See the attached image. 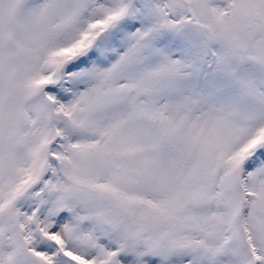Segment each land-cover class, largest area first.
<instances>
[{
  "label": "snow or ice",
  "instance_id": "obj_1",
  "mask_svg": "<svg viewBox=\"0 0 264 264\" xmlns=\"http://www.w3.org/2000/svg\"><path fill=\"white\" fill-rule=\"evenodd\" d=\"M0 264H264V0H0Z\"/></svg>",
  "mask_w": 264,
  "mask_h": 264
}]
</instances>
